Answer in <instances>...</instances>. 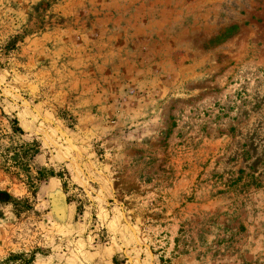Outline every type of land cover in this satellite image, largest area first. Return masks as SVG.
<instances>
[{"label":"rangeland","instance_id":"1","mask_svg":"<svg viewBox=\"0 0 264 264\" xmlns=\"http://www.w3.org/2000/svg\"><path fill=\"white\" fill-rule=\"evenodd\" d=\"M0 264H264V0H0Z\"/></svg>","mask_w":264,"mask_h":264},{"label":"bare ground","instance_id":"2","mask_svg":"<svg viewBox=\"0 0 264 264\" xmlns=\"http://www.w3.org/2000/svg\"><path fill=\"white\" fill-rule=\"evenodd\" d=\"M34 111H35L36 113H38L37 110L34 109ZM43 119H45V118H43ZM57 128H58V127H57ZM64 137L67 139V142L69 141L70 144H71V143L74 144V142L72 141V139H70V137L67 136L65 133H64ZM73 146H74V145H73ZM73 146H72V147H73Z\"/></svg>","mask_w":264,"mask_h":264},{"label":"water","instance_id":"3","mask_svg":"<svg viewBox=\"0 0 264 264\" xmlns=\"http://www.w3.org/2000/svg\"><path fill=\"white\" fill-rule=\"evenodd\" d=\"M20 95V94H19ZM21 96V95H20ZM21 98H22V96H21ZM25 99V98H24Z\"/></svg>","mask_w":264,"mask_h":264},{"label":"trees","instance_id":"4","mask_svg":"<svg viewBox=\"0 0 264 264\" xmlns=\"http://www.w3.org/2000/svg\"><path fill=\"white\" fill-rule=\"evenodd\" d=\"M51 175H53V174H51Z\"/></svg>","mask_w":264,"mask_h":264}]
</instances>
